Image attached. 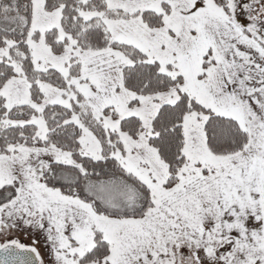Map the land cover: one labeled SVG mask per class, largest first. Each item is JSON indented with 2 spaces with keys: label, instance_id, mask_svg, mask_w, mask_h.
I'll return each instance as SVG.
<instances>
[{
  "label": "snow or ice",
  "instance_id": "1",
  "mask_svg": "<svg viewBox=\"0 0 264 264\" xmlns=\"http://www.w3.org/2000/svg\"><path fill=\"white\" fill-rule=\"evenodd\" d=\"M0 264H264V0H0Z\"/></svg>",
  "mask_w": 264,
  "mask_h": 264
},
{
  "label": "rangeland",
  "instance_id": "2",
  "mask_svg": "<svg viewBox=\"0 0 264 264\" xmlns=\"http://www.w3.org/2000/svg\"><path fill=\"white\" fill-rule=\"evenodd\" d=\"M18 235H19V238H20L23 242H25V243H27V244H30V243H31V241H32V235H31V233L20 232V233H18ZM38 238H39V237H38ZM42 244H43V241L41 240V246H42Z\"/></svg>",
  "mask_w": 264,
  "mask_h": 264
}]
</instances>
